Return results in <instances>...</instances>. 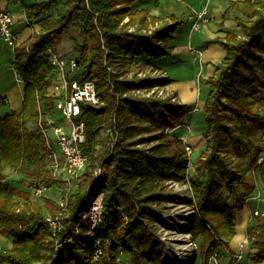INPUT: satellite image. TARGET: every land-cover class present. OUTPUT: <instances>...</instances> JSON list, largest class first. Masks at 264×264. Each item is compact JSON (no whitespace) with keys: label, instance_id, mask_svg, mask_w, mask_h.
Masks as SVG:
<instances>
[{"label":"trees","instance_id":"obj_1","mask_svg":"<svg viewBox=\"0 0 264 264\" xmlns=\"http://www.w3.org/2000/svg\"><path fill=\"white\" fill-rule=\"evenodd\" d=\"M136 1H20L25 24H36L38 30L13 48V67L24 82L22 111L7 109L0 94V234L12 238L11 247L0 250V264H92L97 239L103 248L100 264H116L122 254L127 264H180L163 257L165 243L157 229L174 223L163 216L174 202L169 181L186 179L196 210L184 229L197 242V250L193 245L186 254L188 264L197 258L199 264H215L211 259L220 260L224 249L230 252L228 263H236L230 248L236 213L257 182L264 185V159L258 161L264 147L251 138L256 131L264 134V96H258L264 90V0L230 1L226 12L234 13L239 33L209 41L219 44L225 56L205 79V144L194 163L184 140L173 133L190 106L167 97L135 94L173 81L167 75L142 77L138 72L164 71L161 61L172 49L180 22L170 16L171 24L165 20L151 33L144 32L149 21L164 17L135 9ZM53 8L57 9L51 12ZM73 26L79 29L81 42L73 38L77 67L71 78L94 81L100 103L81 104L86 136L82 149L88 162L84 178L70 189L49 171L50 149L38 117L41 112L56 114L54 97L47 95L53 66L43 50L55 47ZM230 131L236 133L232 148ZM247 153L248 160L244 159ZM97 164L103 171L95 178L92 172ZM189 164L195 165V171H187ZM6 169L21 175L23 188L4 182ZM26 182L42 183L47 189L66 186L65 209L47 198L43 203L31 200ZM99 191L103 192V227L88 232L84 222L73 237L76 223ZM119 203L123 212L117 209ZM58 213L64 230L53 235L43 218ZM246 235L252 248L247 258L264 261V211L247 225ZM65 239L70 242L63 243Z\"/></svg>","mask_w":264,"mask_h":264},{"label":"built area","instance_id":"obj_2","mask_svg":"<svg viewBox=\"0 0 264 264\" xmlns=\"http://www.w3.org/2000/svg\"><path fill=\"white\" fill-rule=\"evenodd\" d=\"M206 16L207 8L204 7L196 14V18L191 25V30H199L204 22H206ZM127 20L128 18L125 19V21ZM166 22L169 24L172 23L170 19L166 20ZM15 23L16 21L12 13H10L8 9L0 7V38L13 48L19 45L17 32L15 30ZM161 23L162 22L156 21L154 23L149 21L147 28L142 29V31L151 33L156 27L160 26ZM130 29H133V27ZM43 52L53 66L54 71V76L52 78L51 85L48 88L47 95L54 97L55 111L58 112L60 117L59 119H55L53 115H46L41 112L38 117V125L43 132L47 147L50 149L51 161L48 167L51 175L54 177H61L65 180L66 184L71 185V180H76L79 173L83 172L88 162V157L82 149V144L85 142L86 136L84 122L80 119L81 104L91 103L96 105L100 103V100L96 93L94 81L89 79L80 81L75 78H71V75L76 71L77 67L76 59L73 56H62L52 46H47ZM138 75L142 77L146 75L166 76L163 71L150 69L138 72ZM135 94L145 97L150 95H156L160 98L167 97L173 102H177L176 96L167 88V85L155 86L151 90H138ZM106 133L114 137L111 131L108 130ZM185 149L190 157L192 153L191 146L186 144ZM262 159H264V151L260 155L258 161ZM96 167L97 168H95L92 172V176L95 178L103 171L101 166L97 165ZM26 186L29 188L30 193L35 197H39V195L47 190L46 185L42 183L31 184L26 182ZM168 188L170 189V194L173 197L171 199H173L174 202L170 204L169 211L164 212L163 216L169 220L172 218L174 223L173 225L165 224V226H160L157 229V234L160 240L165 243L163 257L169 259L170 262H173L178 256L177 260H180L182 263L181 253L188 251L194 244L189 243L190 247L188 249L176 248L178 250H175L173 243L179 239L176 238L174 234L180 233V231L177 230L178 226H184L185 228L189 225L191 215L196 210V203L189 180H171L168 183ZM102 196L103 192L99 191L91 198L88 208L81 215V220L76 223L74 233L72 234L73 237L79 234L80 226L84 222L88 224V232H91L94 228L103 227ZM67 198V194H65L59 201L62 209H65L67 205ZM184 204L189 210L188 213H185L186 209L177 211V206L184 208ZM117 209L123 212V203H119L117 205ZM253 214L254 216L259 215V211L255 209ZM60 217V215L46 214L43 218L53 235L64 230V224L62 223ZM123 217H125V214ZM184 232L186 231H183V233ZM186 234L187 236L189 235L188 233ZM65 242H70V239L63 240V243ZM165 253L166 256L164 255ZM102 254L103 248L100 240L97 239L96 247L91 255V263L100 264L99 260ZM121 260L120 256H118L116 264H124L120 262Z\"/></svg>","mask_w":264,"mask_h":264},{"label":"crops","instance_id":"obj_3","mask_svg":"<svg viewBox=\"0 0 264 264\" xmlns=\"http://www.w3.org/2000/svg\"><path fill=\"white\" fill-rule=\"evenodd\" d=\"M20 1L25 3L24 0ZM20 1L0 0V7L8 9L17 22L19 20L26 21ZM36 1L40 2L43 0ZM230 1L232 0H184L185 9L181 7V10L176 9L174 0H155L153 7H145L141 4L135 5V9L144 8L151 16H173L180 22L175 30H178L179 26L188 27V31L183 27V30L174 32V38L172 39L173 46L167 56L168 63L167 65H163L164 60H162L161 65L162 69H164L163 72L173 80L167 85V88L174 93L178 103L189 105L191 108V110L176 123L173 133L180 129V132L176 134V136L184 140L186 144L194 146V148L196 146H204L205 144L203 143L204 139L202 135L205 129L203 106L205 96L208 93V85L205 83V79L215 73L216 64L222 61L225 56V50L219 44L209 41L215 38H223L227 33H239V28L234 19V13L226 12L227 7L230 6ZM27 2L31 3V0ZM204 7L207 8L206 22H204L199 30H191V25L196 18V14ZM21 28L17 29L15 23L18 43L20 42L19 40H22L24 35L28 34V32L24 33L25 29L23 25ZM37 30L38 27L33 31L37 32ZM185 30L188 32L187 34ZM193 31L196 32L193 33ZM22 33L24 34L22 35ZM0 56H3V51L1 50ZM184 59L191 62L190 64L193 69L186 77L176 79L175 76L170 74L171 68L174 67L173 65H180V63H183ZM2 60L5 61L2 63L0 62V94L6 99L7 109L21 112L24 82L17 75L13 67V54L8 61L7 58ZM258 96H264V90H260ZM245 208L249 212V206L247 204L244 205L242 210L236 213L235 226L237 225L238 213ZM246 223L247 220H245L243 227L244 234H246ZM1 237H4L7 242L4 249L10 248L12 245V238L6 235H2ZM230 248L232 252L236 253L233 246L230 245ZM240 249L238 247L239 251Z\"/></svg>","mask_w":264,"mask_h":264},{"label":"rangeland","instance_id":"obj_4","mask_svg":"<svg viewBox=\"0 0 264 264\" xmlns=\"http://www.w3.org/2000/svg\"><path fill=\"white\" fill-rule=\"evenodd\" d=\"M24 1H25V3H28L27 1H29V0H24ZM35 1L36 0H31V2H35ZM183 1L184 0H178V1L174 0V5H175L176 9L181 10V7L185 9V5H184ZM154 2H155V0H137L135 5L141 4V5H144L145 7H147V6L153 7ZM55 9H57V8H53L52 11L54 12ZM170 16L171 15L163 16L164 18L157 20V22H163L165 20L171 19V18H168ZM25 23H26V21H21V20H19L18 22L16 21L17 29H20L21 26L23 25V27L25 29L24 33L28 32V34H26L22 37V40H19L20 41L19 44H22V43H25L26 41H28L29 38L35 32L33 30L35 28L37 29V27H38L36 24L28 25ZM183 27L185 29H187V31H188V27H186V26H179L178 30H183L182 29ZM21 29H23V28H21ZM178 30H175V31L178 32ZM187 31L185 30L186 34L188 33ZM194 32H196V31H193V33ZM24 33H22V35ZM185 33H184V36H185ZM73 38H77V41L81 42V36L79 34V29L77 27H74V26L61 36L59 43H57L54 47L55 50L59 54H61L62 56H65V57L77 55V51H75V49H74ZM0 50L3 51V56H0V62L1 63L4 62L5 60H2V59H5V58H7V61H8L13 54V47L11 45H9L7 42H5L2 38H0ZM162 60H164L163 65H167V63H168L167 56H165ZM184 60H183V63H180V65H173L174 67L171 68L170 74L175 76L176 79L186 77V75H188L193 69V67L190 64L191 62H188L187 59H184ZM202 96H203V94H202ZM59 117L60 116H59L58 112H56V114H54V118L59 119ZM179 132H180V129L175 131L176 134H178ZM228 134H229L228 136H230V138H231L230 139L231 140L230 146L232 148L233 147L232 146V144H233L232 140H234L236 133L234 131H230V132H228ZM259 135H261V136H259ZM103 136L107 137L105 131H103ZM107 138H108V143H110V138L109 137H107ZM251 138L254 140L255 143L262 144V146L264 147V134H262L260 132L258 133L256 131V133L251 135ZM203 139H204V137H203ZM203 143H205V139H204ZM202 146L201 147L196 146L195 148H194V146H191L192 153L190 155V158L192 159L193 163L196 160L197 156L199 155L200 150L203 149ZM248 158L249 157H248V153H247L244 155V159L248 160ZM97 165L100 166L99 164H97ZM95 168H97V167H95ZM95 168H94V170H95ZM187 171L189 173L195 171V165L189 164ZM5 172H6V178L4 179V182H6L7 184H10V185L18 186V187L23 186L22 183L20 182L21 181V175H19V173L14 172L12 169H6ZM83 173H84V170H83V172L79 173L76 180H71L72 183H71L70 189L75 188L74 186H76V184H78V182L82 181V179L84 178ZM204 178H205V175L202 176V179H204ZM24 186H26V183ZM255 186H256L255 189L251 192V194L249 196V200L246 203L250 209L248 212L247 218H246V220H247L246 224L247 225L249 223L253 222V220H254L253 211L255 209L259 211V215L261 214V212L264 211V185L258 181L257 185H255ZM65 188H66V186H64V185H59V184L53 185L50 188H48L46 191H44V193L39 195V197H35L34 195L31 194L30 199L31 200H37L40 203L44 202V198H47L49 200H53L55 203L58 204V206L60 207V210H62V208L59 204V201L61 200V197L63 195H65L63 192L65 190ZM185 206H186L185 204L183 205L184 208H180V206H177V211H180L181 209H183V210L186 209L185 213H188L189 210ZM46 213H49V212L46 211ZM56 215H59V213ZM247 225H246V228H247ZM177 230L180 231V233H176V234L173 233L175 235V237L179 239L178 241H175L173 243L175 246L174 247L175 250H178L176 248H187L188 249L190 247L189 243H192V244H194L193 250L196 251L197 250V242L195 243L192 241V235L190 233H188L186 229H184V226H182V227L178 226ZM183 231H186V232L183 233ZM186 233H188L189 235L187 236ZM236 233H237V231H236V226H235V235H236ZM245 233H246V231H245ZM1 236L2 235L0 234V250H4V248L7 245V242L5 241V238L1 237ZM234 236L232 237V239L234 238ZM196 238H198V240H199V237H196ZM230 245L233 246L234 250L236 251V253H234V252L233 253L236 254V256H238L235 264H264V261L255 263V262H253L247 258V253L249 251H251L252 248H250V241L247 239L246 234L243 233V236L238 239L235 246L231 244V241H230ZM238 247H239V249L241 247L240 251L238 250ZM191 249H192V246L190 247L189 250H191ZM189 252L190 251L181 253V256H185V257H181L183 260H185V262H183L184 264H188L189 259H187L188 256L186 254ZM223 252H224L223 253L224 255L221 257L220 260L216 261V259L213 258V259H211L212 262H215V264H229L228 261L230 258V252L226 249H224ZM164 255L166 256V253ZM122 256H123L122 258L120 257L122 259L120 262L127 264L128 258L123 254H122ZM176 258L178 259V256ZM191 262L192 261L190 259L189 263H191ZM150 264H155V263H150ZM180 264H182V263L180 262ZM194 264H199L198 258L195 260Z\"/></svg>","mask_w":264,"mask_h":264},{"label":"bare ground","instance_id":"obj_5","mask_svg":"<svg viewBox=\"0 0 264 264\" xmlns=\"http://www.w3.org/2000/svg\"><path fill=\"white\" fill-rule=\"evenodd\" d=\"M247 215H248V211L246 208L243 211L239 212L237 215L238 217L237 225H236L237 233L234 236V238L231 240V244L234 246L236 242L238 241V239L243 236V227H244V223L247 218Z\"/></svg>","mask_w":264,"mask_h":264}]
</instances>
